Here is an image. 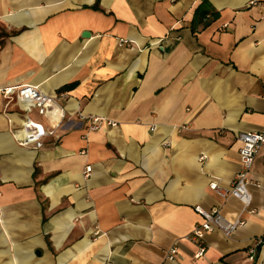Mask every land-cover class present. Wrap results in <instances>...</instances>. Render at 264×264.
I'll return each instance as SVG.
<instances>
[{
	"label": "crops",
	"instance_id": "crops-1",
	"mask_svg": "<svg viewBox=\"0 0 264 264\" xmlns=\"http://www.w3.org/2000/svg\"><path fill=\"white\" fill-rule=\"evenodd\" d=\"M250 1L0 0V264H264V243L247 252L264 235V147L255 212L209 188L239 171L236 136L264 131V0ZM202 5L217 14L193 25ZM25 84L65 113L39 149L18 130L47 119L1 93ZM196 205L245 224L196 257Z\"/></svg>",
	"mask_w": 264,
	"mask_h": 264
},
{
	"label": "built area",
	"instance_id": "built-area-1",
	"mask_svg": "<svg viewBox=\"0 0 264 264\" xmlns=\"http://www.w3.org/2000/svg\"><path fill=\"white\" fill-rule=\"evenodd\" d=\"M257 0L249 2L250 5L257 4ZM264 9V1L261 2ZM2 95L7 103L18 101L22 103L26 111L36 110L39 115L47 119L48 124L33 121L24 115L23 122L19 128V143L24 147L31 149H39L43 147L46 137L55 134L56 129L60 126L65 118L62 105L58 102V96L47 95L35 85H20L17 87H6L1 90ZM64 95V94H61ZM80 119L88 122V129L96 130L101 124L113 126L114 123L97 116L83 117L78 113ZM239 145L240 169L236 173L228 189H224L218 185L216 181L209 183V188L220 197L232 196L241 202L243 209L249 212H255L250 208L251 193L249 185L252 181L249 179L250 169L253 165L256 154L264 147V131L263 132H241L236 136ZM90 171L87 166L85 172ZM194 211L201 217V221L192 229L188 238L195 242L198 246L196 257L201 256L205 251L204 237L207 233L219 230L226 237H231L235 231L245 224V220L241 216L234 219H228L221 213L220 209L213 208L206 210L199 205L194 206ZM262 238L254 239L253 244L248 249V259L253 261L256 248L259 244H263ZM176 247L172 246L167 252V259L175 260Z\"/></svg>",
	"mask_w": 264,
	"mask_h": 264
},
{
	"label": "trees",
	"instance_id": "trees-1",
	"mask_svg": "<svg viewBox=\"0 0 264 264\" xmlns=\"http://www.w3.org/2000/svg\"><path fill=\"white\" fill-rule=\"evenodd\" d=\"M216 14V12L211 11L209 8L203 7L202 5L200 8L196 9L192 24L196 25L197 23H203L209 16H215ZM262 239L264 240V235L262 236Z\"/></svg>",
	"mask_w": 264,
	"mask_h": 264
},
{
	"label": "water",
	"instance_id": "water-1",
	"mask_svg": "<svg viewBox=\"0 0 264 264\" xmlns=\"http://www.w3.org/2000/svg\"><path fill=\"white\" fill-rule=\"evenodd\" d=\"M88 33H85V35H87Z\"/></svg>",
	"mask_w": 264,
	"mask_h": 264
}]
</instances>
